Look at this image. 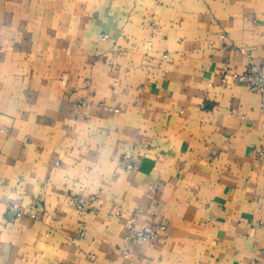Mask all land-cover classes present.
I'll return each mask as SVG.
<instances>
[{
	"label": "crops",
	"instance_id": "0c3cea01",
	"mask_svg": "<svg viewBox=\"0 0 264 264\" xmlns=\"http://www.w3.org/2000/svg\"><path fill=\"white\" fill-rule=\"evenodd\" d=\"M251 61L264 0H0V264H264Z\"/></svg>",
	"mask_w": 264,
	"mask_h": 264
},
{
	"label": "built area",
	"instance_id": "2783aa9c",
	"mask_svg": "<svg viewBox=\"0 0 264 264\" xmlns=\"http://www.w3.org/2000/svg\"><path fill=\"white\" fill-rule=\"evenodd\" d=\"M234 77L245 83L251 91H257L260 93L261 108L264 111V65L256 64L253 61L250 62L247 70L240 74H234ZM98 195H92L89 198L77 195L72 197V203L82 213L93 209V203L98 199ZM37 200H33V204H38ZM117 217L121 216L120 212H116ZM34 216V214H32ZM128 233L126 234L125 247L123 250L124 255H130L133 251L134 244L138 242H147L154 244L159 236L161 230L165 229L163 224H154L152 226L139 227L136 224V216L134 215L127 224ZM86 233L85 222L80 221L79 234L84 236ZM261 264V263H254Z\"/></svg>",
	"mask_w": 264,
	"mask_h": 264
}]
</instances>
